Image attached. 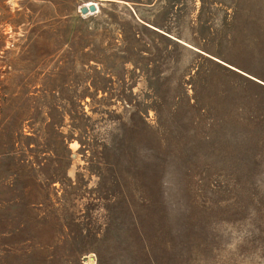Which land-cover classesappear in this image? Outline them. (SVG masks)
Wrapping results in <instances>:
<instances>
[{
  "label": "rangeland",
  "instance_id": "obj_1",
  "mask_svg": "<svg viewBox=\"0 0 264 264\" xmlns=\"http://www.w3.org/2000/svg\"><path fill=\"white\" fill-rule=\"evenodd\" d=\"M0 30V264H264V0H0Z\"/></svg>",
  "mask_w": 264,
  "mask_h": 264
},
{
  "label": "water",
  "instance_id": "obj_2",
  "mask_svg": "<svg viewBox=\"0 0 264 264\" xmlns=\"http://www.w3.org/2000/svg\"><path fill=\"white\" fill-rule=\"evenodd\" d=\"M97 12V9H96V6L91 4L89 6H81L79 7L78 9V13L81 15V16H86V15H89V14H94Z\"/></svg>",
  "mask_w": 264,
  "mask_h": 264
},
{
  "label": "trees",
  "instance_id": "obj_3",
  "mask_svg": "<svg viewBox=\"0 0 264 264\" xmlns=\"http://www.w3.org/2000/svg\"><path fill=\"white\" fill-rule=\"evenodd\" d=\"M81 18H82V17L78 16V17H77V20H78L79 22H82ZM2 40H3V36H2V31L0 30V48H1V46H2V45H1Z\"/></svg>",
  "mask_w": 264,
  "mask_h": 264
},
{
  "label": "bare ground",
  "instance_id": "obj_4",
  "mask_svg": "<svg viewBox=\"0 0 264 264\" xmlns=\"http://www.w3.org/2000/svg\"><path fill=\"white\" fill-rule=\"evenodd\" d=\"M91 4L95 5L96 8H97V4H96V3H93V2H88L85 6H89V5H91Z\"/></svg>",
  "mask_w": 264,
  "mask_h": 264
}]
</instances>
